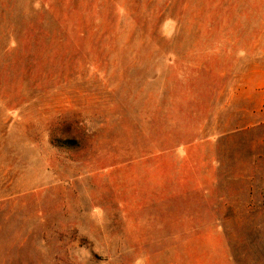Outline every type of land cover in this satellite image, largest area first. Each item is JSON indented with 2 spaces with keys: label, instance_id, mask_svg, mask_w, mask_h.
I'll return each mask as SVG.
<instances>
[{
  "label": "rangeland",
  "instance_id": "obj_1",
  "mask_svg": "<svg viewBox=\"0 0 264 264\" xmlns=\"http://www.w3.org/2000/svg\"><path fill=\"white\" fill-rule=\"evenodd\" d=\"M0 264H264V0H0Z\"/></svg>",
  "mask_w": 264,
  "mask_h": 264
}]
</instances>
